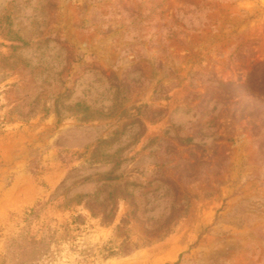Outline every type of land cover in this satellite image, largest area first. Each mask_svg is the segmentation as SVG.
<instances>
[{
  "label": "rangeland",
  "instance_id": "1",
  "mask_svg": "<svg viewBox=\"0 0 264 264\" xmlns=\"http://www.w3.org/2000/svg\"><path fill=\"white\" fill-rule=\"evenodd\" d=\"M0 264H264V0H0Z\"/></svg>",
  "mask_w": 264,
  "mask_h": 264
},
{
  "label": "trees",
  "instance_id": "2",
  "mask_svg": "<svg viewBox=\"0 0 264 264\" xmlns=\"http://www.w3.org/2000/svg\"><path fill=\"white\" fill-rule=\"evenodd\" d=\"M101 213H102L103 217H107L108 216V214H105V209H102Z\"/></svg>",
  "mask_w": 264,
  "mask_h": 264
}]
</instances>
